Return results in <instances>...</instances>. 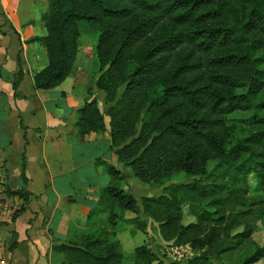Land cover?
I'll return each instance as SVG.
<instances>
[{
  "label": "trees",
  "instance_id": "obj_1",
  "mask_svg": "<svg viewBox=\"0 0 264 264\" xmlns=\"http://www.w3.org/2000/svg\"><path fill=\"white\" fill-rule=\"evenodd\" d=\"M46 1V35L28 40L46 52L35 89H56L70 77L87 24L96 70L77 134L108 128L117 162L140 183L163 187L136 199L122 187L125 175L98 160L110 183L87 226L107 212L111 232L87 229L52 251L64 264H123L115 228L131 213L138 231L146 230L141 215L157 224L163 242L189 246L195 256L187 264H226L232 251H245L239 264L264 260V242L252 240L257 223L264 231V0ZM235 113H251L248 127L231 124ZM176 176L186 182L164 188ZM249 178L259 192L253 196ZM185 207L195 219L187 225ZM153 255L142 245L134 264H152Z\"/></svg>",
  "mask_w": 264,
  "mask_h": 264
},
{
  "label": "crops",
  "instance_id": "obj_2",
  "mask_svg": "<svg viewBox=\"0 0 264 264\" xmlns=\"http://www.w3.org/2000/svg\"><path fill=\"white\" fill-rule=\"evenodd\" d=\"M46 12V0H0V201L22 205L11 222L0 224V264H64L52 247L87 229V216L110 183L98 160L136 184L113 155L108 128L77 134V111L93 72L88 52H78L74 71L58 88L35 89L33 73L47 59L28 40L46 35ZM137 189L143 195L131 194L149 197V188Z\"/></svg>",
  "mask_w": 264,
  "mask_h": 264
},
{
  "label": "rangeland",
  "instance_id": "obj_3",
  "mask_svg": "<svg viewBox=\"0 0 264 264\" xmlns=\"http://www.w3.org/2000/svg\"><path fill=\"white\" fill-rule=\"evenodd\" d=\"M48 9V6H47ZM96 42V36L90 29V27L85 24L81 26V35L79 39V51L82 54L84 51L88 52L86 57H91L93 55V48ZM85 57V56H84ZM85 57V58H86ZM96 70V69H95ZM94 66L92 62V75L86 78V85L87 87L94 90L93 82H94ZM99 97V95H98ZM101 110L104 112L107 110L108 106L104 104V102H101ZM251 118V113H235L229 117V120L231 124L233 125H240L243 127H248L249 120ZM107 121V118H106ZM214 164H212L209 169H212ZM126 167V166H125ZM126 171L128 174L132 175L131 180H134L136 184L132 185V183L126 182L123 184V189L130 193H134V195H143L142 191H139L137 189V186H140L142 188H149L148 196L149 197H156V194L158 192L159 195L162 194L163 187L160 186H148L140 183L138 180H136L133 177L132 172L129 168L126 167ZM186 182V179L183 176H176L174 177V180L172 182L164 184V188L171 186L173 184H180ZM249 185L251 187V195H256L259 192H254V189L256 187L255 181L252 178H249ZM129 184V187L128 185ZM131 188V190H130ZM156 192V193H154ZM132 195V194H131ZM133 195V196H134ZM136 199H140L143 197H136ZM184 218H183V224L187 225L189 223L195 222V219L190 215L189 211L185 207L183 209ZM108 218L107 212L103 215H100L94 225H90V227H87V229H90L94 234L96 235H102L104 231L111 232L110 227L107 225L106 220ZM133 218V215L131 213H126L122 219L117 221V225L115 228L116 233V240L123 245V248L121 246V250L123 253V264H134L133 259V253L136 248L142 246V245H148L150 249L153 252V262L152 264H187L189 261L193 259L195 256L194 253L190 252V250H184L181 253V258H178L176 254H173L169 251V246L172 245L171 243H165L160 238L159 232H158V226L157 224L153 223L152 221L146 220L143 216H139L141 221L146 223V230L144 232H140L135 228V225L131 223L130 219ZM86 229V230H87ZM239 229L238 231H240ZM85 231L79 232L76 237L78 238L82 233ZM75 237V238H76ZM252 240L254 244L258 246H262L264 242V231L263 227L261 226L260 222L256 224V230L252 236ZM244 252H236L232 251L225 255L223 258L224 263L226 264H239L243 257L245 256ZM257 264H264V260L260 261Z\"/></svg>",
  "mask_w": 264,
  "mask_h": 264
},
{
  "label": "built area",
  "instance_id": "obj_4",
  "mask_svg": "<svg viewBox=\"0 0 264 264\" xmlns=\"http://www.w3.org/2000/svg\"><path fill=\"white\" fill-rule=\"evenodd\" d=\"M22 205L20 203H14L9 200L0 201V224L9 223L15 218L16 214L20 212ZM184 250H192L189 246H175L170 245L169 251L173 254H176L178 258H181V253ZM193 253V252H192Z\"/></svg>",
  "mask_w": 264,
  "mask_h": 264
}]
</instances>
